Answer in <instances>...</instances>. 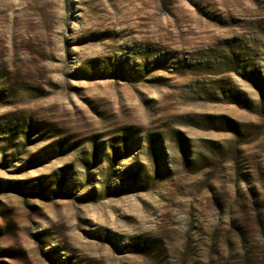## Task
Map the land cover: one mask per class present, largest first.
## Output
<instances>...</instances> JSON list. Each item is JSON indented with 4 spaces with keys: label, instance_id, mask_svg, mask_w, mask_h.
I'll return each instance as SVG.
<instances>
[{
    "label": "rangeland",
    "instance_id": "1",
    "mask_svg": "<svg viewBox=\"0 0 264 264\" xmlns=\"http://www.w3.org/2000/svg\"><path fill=\"white\" fill-rule=\"evenodd\" d=\"M0 264H264V0H0Z\"/></svg>",
    "mask_w": 264,
    "mask_h": 264
},
{
    "label": "trees",
    "instance_id": "2",
    "mask_svg": "<svg viewBox=\"0 0 264 264\" xmlns=\"http://www.w3.org/2000/svg\"><path fill=\"white\" fill-rule=\"evenodd\" d=\"M118 68H122V63L121 62L119 63Z\"/></svg>",
    "mask_w": 264,
    "mask_h": 264
}]
</instances>
